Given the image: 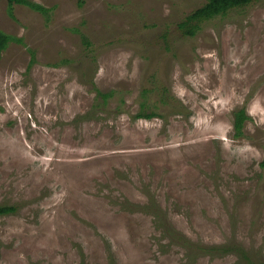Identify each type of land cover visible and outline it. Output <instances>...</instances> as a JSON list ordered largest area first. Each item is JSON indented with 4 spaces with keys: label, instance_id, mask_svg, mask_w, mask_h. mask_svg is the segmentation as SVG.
Wrapping results in <instances>:
<instances>
[{
    "label": "rangeland",
    "instance_id": "374dc122",
    "mask_svg": "<svg viewBox=\"0 0 264 264\" xmlns=\"http://www.w3.org/2000/svg\"><path fill=\"white\" fill-rule=\"evenodd\" d=\"M33 1L50 16L0 0L23 41L0 60V264H239L173 244L131 205L152 199L190 244L264 260V0L194 37L207 0Z\"/></svg>",
    "mask_w": 264,
    "mask_h": 264
},
{
    "label": "trees",
    "instance_id": "16d2710c",
    "mask_svg": "<svg viewBox=\"0 0 264 264\" xmlns=\"http://www.w3.org/2000/svg\"><path fill=\"white\" fill-rule=\"evenodd\" d=\"M255 0H207V2L202 6L195 10H193L190 14H188L179 24L178 29L182 32V34L190 37H194L198 31L201 29V24L215 19L219 16H226L230 12L238 9H243L251 5ZM9 13L12 14L13 6L19 5L27 7L33 11L40 12L45 16H50L51 10L44 7L43 5L36 3L33 0H7ZM87 0H78V7L83 8L86 4ZM78 32V31H76ZM82 43L90 49L92 47V43L90 39L85 35H81ZM23 41L19 38H16L12 35L6 34L0 29V60L2 59L3 53L8 49L11 43H22ZM35 64V55L32 54V61L30 63L31 66ZM94 89L96 90V86ZM98 97L102 98L103 101H107L111 97V93H101L97 90ZM235 117L233 121V127L235 131V137L243 136V131L245 124L250 117L247 115L246 110L244 108L235 112ZM159 115L157 113H149L146 111H142L135 116V119H146L151 120L157 118ZM260 167L264 168V160L260 163ZM134 208H136L135 213H151L154 224L158 225V230L161 231V234L164 237H170L171 242L178 246L189 248L188 251L196 253L198 256L203 254L204 256H208L210 258H218L220 256H226L229 254H234L238 258L239 264H264V260H256L253 258L251 253H249L244 246L238 245L235 243H228L223 245L216 246H200V245H192L185 238V236L180 235L176 232L174 226H172L170 222V218L168 215V211L165 210L162 206L157 204V202L152 199L148 203L144 204H131ZM151 210V212H150ZM17 211L15 206L11 205H2L0 206V216H6L13 214ZM171 224V226L169 225ZM164 227H163V226ZM178 237V240H175V237ZM186 248V249H187Z\"/></svg>",
    "mask_w": 264,
    "mask_h": 264
}]
</instances>
